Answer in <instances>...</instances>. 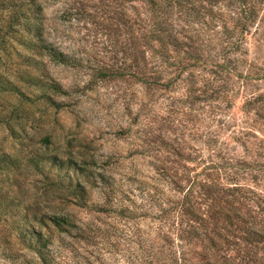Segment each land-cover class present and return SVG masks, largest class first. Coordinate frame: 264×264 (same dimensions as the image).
<instances>
[{"label": "rangeland", "instance_id": "374dc122", "mask_svg": "<svg viewBox=\"0 0 264 264\" xmlns=\"http://www.w3.org/2000/svg\"><path fill=\"white\" fill-rule=\"evenodd\" d=\"M101 1L36 0L41 10L38 20L42 41L71 57L68 65L22 48L18 43L22 21L21 26L18 21L9 23L12 15L21 12L17 7L8 10L0 6V33L8 35L0 46V74L20 93L0 94V154L16 158V169L0 175V194L10 219L66 218L85 229L73 228L70 234L60 236L66 244H71L75 235H89L95 245L91 250L109 252V264H124L130 253L125 247L130 244V236L147 237L153 228L147 204L136 198L138 190L164 186L169 194L168 181L156 180H163L161 172L184 185L185 159H192L187 165L194 170L200 156L206 158L203 134L214 135L218 140L216 149L228 147V152L222 153L224 157H232V149L236 157L248 162L264 154V148L252 150V144L258 145V140L264 139V119L242 107L244 95L264 94V81L251 82L249 88L235 81L227 101L169 107L168 98L185 95L184 86L178 84L171 92L157 94L158 98L143 90L132 77V56L123 53L130 38L114 33L120 27L112 19L116 2L104 0V6ZM127 11L133 19L134 12ZM9 25L15 32L4 30ZM254 38L246 45L245 57L254 68L241 70L243 75L264 73V32ZM45 43L38 44L39 49L47 46ZM16 109L20 111L14 113V120L8 113ZM220 122L226 125L223 131L218 130ZM242 127L254 138H245ZM246 142L248 152L241 146ZM36 163L38 168H34ZM245 173L247 180L240 183L252 189ZM195 174L192 171L191 176ZM68 180L73 187L76 183L84 187L82 200L72 187H67ZM106 186L118 194H129L113 198L107 205L102 197ZM250 209L258 214L256 204L252 203ZM6 224L0 223V250L27 253ZM118 224L131 229L127 238L119 237L122 225ZM82 247L87 251L81 244L74 245L76 250ZM130 247L135 249L133 244ZM63 255V261L68 262V254ZM30 260L27 255L23 258ZM9 263L0 259V264Z\"/></svg>", "mask_w": 264, "mask_h": 264}, {"label": "trees", "instance_id": "16d2710c", "mask_svg": "<svg viewBox=\"0 0 264 264\" xmlns=\"http://www.w3.org/2000/svg\"><path fill=\"white\" fill-rule=\"evenodd\" d=\"M101 2L105 6L104 0ZM115 2L116 16L112 19L118 22L121 29L117 27L114 33L118 37L126 34L130 38V42L123 47V53L132 56L131 67L135 70L132 77L152 98L171 92L182 84L185 95L168 98L169 107L183 103L213 104L227 101L237 80L244 88L251 87V82L264 81V73L249 76L241 71L254 68L253 64L246 62V45L264 32V0ZM0 6L8 10L17 7L21 12L18 16L12 15L9 23L18 21L21 26L22 21V32L18 29L22 34L18 42L22 48L34 55L45 56L56 64L68 65L71 62L67 54L42 41L38 20L41 10L36 6V0H0ZM127 9L134 12L133 19L128 17ZM11 26L4 30L15 32ZM5 36L8 35L0 33V46L4 45ZM41 43L47 46L39 49L38 44ZM0 94H20L18 87L6 81L2 74ZM242 107L245 112L253 110L256 117L264 119V94L244 95ZM19 111L16 109L8 115L14 119L12 116ZM225 126L220 122L218 130L223 131ZM240 131L246 132L245 138L255 136L244 127ZM203 135L206 158L200 156L194 170L187 165L192 159H185L184 185L166 172H161L163 180H156L168 181L169 194L164 192V186L153 185L152 191L144 187L138 190L136 198L147 204L153 228L147 237L130 236V244L125 246L130 248V253L124 264H264V217H261V213L264 214V154L259 153L261 157L256 155L257 159L248 162L236 157L232 149V157H224L222 153H227L228 147L225 150L216 149L218 140L214 139V135L208 132ZM247 144L241 145L245 151ZM258 147L264 148L263 138L258 140V145L252 144V150ZM50 161L53 163L52 159ZM34 168H38L37 163ZM14 169L16 158L0 154V175ZM192 171L196 172L194 176H191ZM244 172L253 184L252 189L240 183L245 182ZM71 182L67 181V187H72L78 200H82L84 187L79 183L73 187ZM104 189L107 191L102 193L103 203L107 205L113 202V198H124L129 194H118L108 186ZM252 203L256 204L258 214H252ZM32 221L26 216L19 222L10 219L0 194V223H9L6 225L10 227L13 238L23 244L24 252H27L13 253L2 249L0 259L9 264H109L110 253L101 249L91 250L95 245L94 238L91 240L89 235H75L71 244H66L60 237L70 234L73 228L85 231L81 226L58 216L50 219L35 217ZM118 225H122L118 230L119 237L127 238V231L131 234V229L126 230L125 224ZM53 230L57 232V237H53ZM80 244L87 251L83 247L74 249V245ZM131 244L135 249L130 247ZM1 245L0 239V249ZM111 247L114 248V245L111 244ZM64 253L68 254V262L63 261ZM26 255L30 261H23ZM218 258L222 261L219 262Z\"/></svg>", "mask_w": 264, "mask_h": 264}]
</instances>
